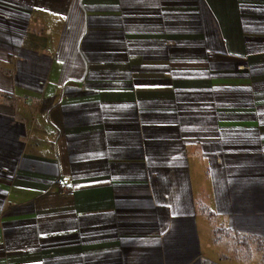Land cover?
I'll use <instances>...</instances> for the list:
<instances>
[{
    "label": "crops",
    "instance_id": "1",
    "mask_svg": "<svg viewBox=\"0 0 264 264\" xmlns=\"http://www.w3.org/2000/svg\"><path fill=\"white\" fill-rule=\"evenodd\" d=\"M0 264H264V0H0Z\"/></svg>",
    "mask_w": 264,
    "mask_h": 264
},
{
    "label": "built area",
    "instance_id": "2",
    "mask_svg": "<svg viewBox=\"0 0 264 264\" xmlns=\"http://www.w3.org/2000/svg\"><path fill=\"white\" fill-rule=\"evenodd\" d=\"M24 101H25L27 104H29V103H30V100H29V99H27V98H24Z\"/></svg>",
    "mask_w": 264,
    "mask_h": 264
}]
</instances>
